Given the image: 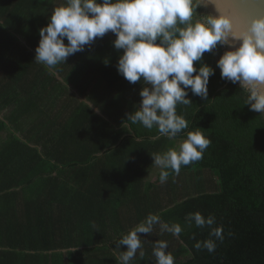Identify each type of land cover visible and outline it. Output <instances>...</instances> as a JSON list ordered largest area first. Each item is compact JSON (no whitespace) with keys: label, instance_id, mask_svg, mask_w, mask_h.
Here are the masks:
<instances>
[{"label":"trees","instance_id":"1","mask_svg":"<svg viewBox=\"0 0 264 264\" xmlns=\"http://www.w3.org/2000/svg\"><path fill=\"white\" fill-rule=\"evenodd\" d=\"M55 6L0 0V264H117L126 246L116 250V241L149 214L183 231L156 225L141 234L145 255L131 264H155L157 240L168 242L175 264H264V115L217 68L207 99L189 92L192 105L177 106L189 128L155 139V128L127 121L146 85L118 73L122 51L111 32L55 74L35 61ZM223 51L200 63L215 68ZM197 128L211 140L203 158L179 174L169 169L161 183L151 154ZM197 211L224 228L212 253L194 247L209 238V229L186 222Z\"/></svg>","mask_w":264,"mask_h":264},{"label":"clouds","instance_id":"2","mask_svg":"<svg viewBox=\"0 0 264 264\" xmlns=\"http://www.w3.org/2000/svg\"><path fill=\"white\" fill-rule=\"evenodd\" d=\"M56 5L49 23L39 31L35 61L52 71L67 58L85 50L97 38L111 32L114 48L121 52L117 71L127 81L146 85L136 111L127 121L156 129L158 136L174 139L189 128L177 106L192 105L189 92L207 99L209 79L220 70L221 79L238 84L246 94L250 111L264 115V0H51ZM58 5V6H57ZM203 9L204 11H200ZM67 40V44L65 43ZM215 68L200 63L206 53L219 52ZM197 65H199L197 67ZM91 107V105H89ZM178 149L152 153L153 164L161 169L159 180L167 181L169 169L179 174L203 158L211 140L197 128L186 133ZM186 222L209 229V238L197 241V250L212 253L223 242L224 228L215 226V216L188 213ZM160 232L179 236L180 224L163 222L149 214L116 241L117 264H131L144 257L141 234ZM195 239V236H193ZM168 242L157 240L152 255L155 264H175Z\"/></svg>","mask_w":264,"mask_h":264},{"label":"crops","instance_id":"3","mask_svg":"<svg viewBox=\"0 0 264 264\" xmlns=\"http://www.w3.org/2000/svg\"><path fill=\"white\" fill-rule=\"evenodd\" d=\"M57 77L60 78V79H62L61 76H59V75H57ZM0 116L2 117L3 115L0 114ZM180 143H182V142H181V141L178 142V144H177V146H176L177 149H178Z\"/></svg>","mask_w":264,"mask_h":264},{"label":"water","instance_id":"4","mask_svg":"<svg viewBox=\"0 0 264 264\" xmlns=\"http://www.w3.org/2000/svg\"><path fill=\"white\" fill-rule=\"evenodd\" d=\"M96 111L98 112V110L96 109Z\"/></svg>","mask_w":264,"mask_h":264}]
</instances>
